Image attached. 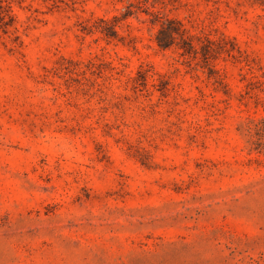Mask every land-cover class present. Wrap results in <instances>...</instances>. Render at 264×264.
Segmentation results:
<instances>
[{"label":"rangeland","instance_id":"374dc122","mask_svg":"<svg viewBox=\"0 0 264 264\" xmlns=\"http://www.w3.org/2000/svg\"><path fill=\"white\" fill-rule=\"evenodd\" d=\"M0 264H264V0H0Z\"/></svg>","mask_w":264,"mask_h":264},{"label":"trees","instance_id":"16d2710c","mask_svg":"<svg viewBox=\"0 0 264 264\" xmlns=\"http://www.w3.org/2000/svg\"><path fill=\"white\" fill-rule=\"evenodd\" d=\"M162 32H164V31H161V34H162ZM158 42H159V45L161 47H168L169 46V44L164 43L163 41L160 40V36L158 37Z\"/></svg>","mask_w":264,"mask_h":264}]
</instances>
